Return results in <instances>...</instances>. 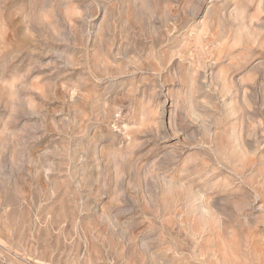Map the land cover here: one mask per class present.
<instances>
[{
	"label": "rangeland",
	"instance_id": "374dc122",
	"mask_svg": "<svg viewBox=\"0 0 264 264\" xmlns=\"http://www.w3.org/2000/svg\"><path fill=\"white\" fill-rule=\"evenodd\" d=\"M0 264H264V0H0Z\"/></svg>",
	"mask_w": 264,
	"mask_h": 264
}]
</instances>
